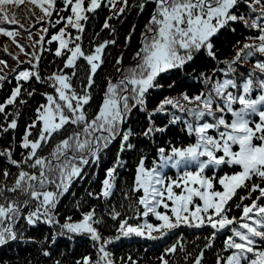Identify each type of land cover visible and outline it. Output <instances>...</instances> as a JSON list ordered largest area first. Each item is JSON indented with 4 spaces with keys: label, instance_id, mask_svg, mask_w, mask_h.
<instances>
[{
    "label": "snow or ice",
    "instance_id": "6c2138e0",
    "mask_svg": "<svg viewBox=\"0 0 264 264\" xmlns=\"http://www.w3.org/2000/svg\"><path fill=\"white\" fill-rule=\"evenodd\" d=\"M24 2L0 0V35L10 38L22 53L30 57L27 62L18 61L19 65H31L30 68L12 70L16 86L0 102V117L6 121L0 123V134L18 127L19 112L9 113L8 106L24 105L27 101L23 96L36 94V89L28 90L26 84L30 85L35 80L52 87L54 93H41L46 102L36 108L35 118L25 127L19 143V147L25 150L21 159L14 158L13 147L0 149V159H6L9 165L18 169L14 176L8 167L0 170V248L13 242L39 243L42 255L51 258L52 251L45 245L55 246L61 239L72 243L77 237H86L97 255L95 258L82 256L75 264H116L107 246L119 241H157L181 227H210L214 230L212 238L217 233L230 232L224 240V251L231 250V254L226 257L218 255L216 264H264V0H139L136 7L141 13L148 3L155 7L141 34V46L133 57L134 65L117 68L120 78L116 82L107 81L98 111L91 116L87 106L93 98L94 76L104 62V50L109 44H115V40H105L91 51L84 50L82 34L86 31L85 23L90 19L86 13H95L102 6L115 9L119 4V9L103 24V29L114 32L109 21L123 15L132 5L129 0H107L106 4L103 0H87V6L85 0H62L63 7L58 8L57 0H27L43 13L37 23L48 18L49 27L42 28V33L47 34L49 28L64 23V27L46 41L48 44L57 42L56 57L66 56L63 69L44 77L39 70L41 56L36 52H25L15 39L19 31L4 26L16 24V15L9 16L7 6L19 7ZM242 4L246 5L247 13L239 11ZM69 8L71 14L65 17L62 13ZM53 13L58 14L54 22L51 20ZM240 24L254 30L257 35L248 36L246 39L251 42L242 46L237 41L233 45L235 55L230 60L219 61L224 67H217L211 75L198 73L205 86L202 92L195 96L186 92L175 97L166 96L154 109H147V98L152 90L176 86L171 74L185 70L202 54L206 59L218 60V42L222 44V36L226 38L228 33L234 34V25ZM69 29L76 30L77 34L73 37ZM134 32L135 25L126 41L131 40ZM43 42L45 35H41L33 47ZM4 51L7 52V47ZM80 58L89 67L85 83L77 90L73 77L77 75ZM13 59L18 60V57L13 56ZM253 59L250 69L240 71ZM122 60V56L117 58L116 64L121 65ZM0 65L7 66V62L0 59ZM64 69H71V74ZM218 73L224 78H217ZM7 79L0 74V82ZM254 92L257 93L255 98L252 96ZM167 106L175 111H169ZM133 109L147 114L148 126L139 134L123 127ZM162 113L169 116V124L182 121L187 134L194 135L195 143L185 148L172 147L171 154H166L165 148H159L161 163L158 167L148 168L146 158H140L133 185L123 193L124 198L130 200L132 195L142 192L129 205L133 214L125 218L115 208L108 212L118 224L116 235H103L101 227L105 226V221L97 216L95 208L81 211L79 220L66 216L61 223L58 204L77 178L84 179L85 166L90 163L98 165L100 154L120 138L116 158L105 170L100 192H88V196L96 199L110 198L116 188L117 171L124 166L122 153L135 148L131 138L165 132L168 125L159 127L153 119ZM226 113L231 114L230 121L226 119ZM69 127L71 132L55 145L49 156H41L39 150L54 135L67 132ZM33 130H36L35 134ZM210 130H214L215 135L209 134ZM191 164L195 168L188 170ZM224 166H238L240 171L220 175ZM166 167L180 168L181 172L175 178L168 177L163 171ZM209 171L212 175L207 174ZM10 177L11 184L8 183ZM254 177L260 182H254ZM217 183L222 191L216 187ZM240 190H245L246 194L240 195ZM254 193H258L255 198ZM236 197L240 203L234 206L241 209V215L230 217L233 207L230 202ZM245 200H251V203L244 204ZM77 209H80L79 204ZM140 217H155L158 223H150L149 219L141 223ZM21 221L23 227L20 226ZM41 225L55 231L40 241L25 235L28 229ZM211 246V242L205 245L206 248ZM177 251H183L179 242L167 247L159 258L160 264H171L166 257ZM189 255L185 252V261ZM203 256L204 251H200L191 264H203ZM53 264L63 262L54 260ZM120 264H138V261L128 256L121 258Z\"/></svg>",
    "mask_w": 264,
    "mask_h": 264
},
{
    "label": "trees",
    "instance_id": "16d2710c",
    "mask_svg": "<svg viewBox=\"0 0 264 264\" xmlns=\"http://www.w3.org/2000/svg\"><path fill=\"white\" fill-rule=\"evenodd\" d=\"M103 2L106 4L107 0H103ZM129 3L132 7H130L123 15L114 17L109 21L112 28L115 30L114 32L110 29H103V24L108 17L113 15V12L119 9V4H117L115 9L102 6L95 13H86L89 15L90 19L85 23L86 31L82 34L81 43L84 50L91 51L97 44L102 43L105 40H115V44H109L104 50V62L94 76L95 84L91 89L93 98L90 101V105L87 106L90 116L94 115L96 111H98V106L103 100L107 81L112 80L113 82H116L120 78L121 73L117 72V68H127L134 65L133 57L141 46V34L144 32L145 25L147 24L155 7L153 3H148L145 10L141 13L136 7L139 0H129ZM57 7H63L62 0H57ZM7 11L9 16L15 13L16 24H5L4 26L10 30L19 31L20 34L17 35L15 39L24 47L25 52H36L37 55L41 56V60L39 62L40 74L46 77L59 69H63V61L66 59V56L56 57L54 53L56 47L58 46L57 42H53L52 44H48L46 42L51 38L52 34H55L61 27L64 26V24H62L63 22L55 28H49V32L44 34L42 33V28L49 27V24L46 22L48 18H44L40 23H37V20L43 17V13L39 8L34 7L33 4L27 2V0H25L24 3H21L19 7L15 5H8ZM239 11L247 13L248 9L246 5L242 4ZM69 13L70 8L62 14L67 17ZM57 18L58 14L53 13L51 20L54 22ZM133 25H135V32L133 33L131 40L126 41V37ZM234 27L236 29L234 34L228 33L226 38H223L222 36V44L218 42V60L213 61L206 59L202 54L194 64H190L185 70H178L171 74V79L176 81V86L172 89L165 87L163 90H152L147 98V109L149 111L154 109L166 96L175 97L182 92H186L190 96H195L202 92L205 86L198 78V73L205 72L206 74L211 75L217 67H224V65L220 64L219 61H223L225 59L230 60L235 55V48L233 45H235L237 41H239L242 46L245 42H251L246 39L248 36L257 35L254 30L246 29L242 24L234 25ZM69 31L73 37L77 34L74 29H69ZM29 33H31V39L29 38ZM41 35H45V42H43L42 45H36L33 47L35 41L39 40ZM5 47H7V52L4 51ZM41 48L43 49L42 51L40 50ZM13 56L18 57V60H14ZM121 56L123 57L122 64L117 65L116 60ZM0 59L7 62V66L0 65V69H2L0 74L8 77L6 81L0 82V84H2V87H0V102H3L10 95L11 90L16 86V80L14 78L15 73L12 70L17 67L30 68L31 65L28 63L23 65L18 64V61H29L30 57L22 53L20 49L17 48L16 44L12 43L10 38L3 35H0ZM253 63L254 59L245 64L240 71L250 69ZM77 64V75L73 77V84L74 87L79 90L85 83V76L89 66L82 58L78 59ZM64 71L69 75L72 72L71 69H64ZM217 78H224L223 74L218 73ZM25 87L28 88V90L35 88L36 94L32 97H28L26 95L23 96V99L27 101L24 105H17L16 107L8 106L7 111L9 113H14L16 111L19 112L18 127L16 130H9L8 133L0 134V149L13 147L14 158L17 160L21 159V154L25 152L24 149L19 147L25 127L35 118L36 108L40 104L46 102L41 93H54V89L52 87L39 84L35 80H33L30 85L26 84ZM256 94L257 93L255 92L252 94L253 98H255ZM188 106L194 107V105ZM167 107L169 111H175L171 109L170 106ZM234 107L238 108L239 105H234ZM177 114L182 115L179 112H177ZM146 115V112L133 109L128 121L123 127L131 128L135 133L139 134L148 126ZM225 116L227 120H231V114L226 113ZM153 119L159 127L168 125L166 131L163 133H156L148 137L136 135L131 138V142L135 145V148L134 150L122 153L124 166L119 168L117 171L118 179L114 194L107 200L103 198L96 199L88 196L89 191L95 193L100 192L102 181L105 178V170L112 166L116 158L120 138H117L108 149L104 150L100 154L101 159L98 165L90 163L85 166L84 179L81 180L77 178L71 185L69 193L61 198L58 204L61 223H63L64 217L66 216H72L74 220H79L81 218V211L87 212L90 209L95 208L97 216L102 217L105 221V226L101 227L103 235L106 237H114L116 235V228L118 227V224L116 221L111 219L108 212L115 208L120 211L121 215L125 218L133 214L129 205L133 203L138 196L142 194V192L132 195L130 200H126L123 193L128 192L133 185L136 167L140 158H146V167H158L161 163L158 154L159 148L163 147L165 148L166 154H171L172 147L185 148L190 144L195 143L194 135L189 136L187 134L182 121L177 122L176 124H169V116L166 113L157 114L153 117ZM0 123H6V121L0 117ZM71 130L72 128L69 127L67 132L54 135L50 142L39 150L40 155L48 157L55 145L63 139L68 132H71ZM33 132L35 134L36 130H33ZM209 134L215 135L214 130H210ZM13 137H15V140H13ZM4 167H8L13 173V176L18 172V169L15 166L9 165L6 159H0V170ZM194 168V164L188 166V170H193ZM163 171L168 177L175 178L177 177V174L181 172V169L166 167ZM237 171H240L238 166L233 168L224 166L220 170L219 174H232ZM207 174L212 175V172L209 171ZM253 181L256 183L260 182L259 178L255 177L253 178ZM11 182L12 178L10 177L8 183L11 184ZM216 187L219 190H222L218 183L216 184ZM245 194V190H240V195ZM256 195H258V193H254L253 198H255ZM230 203L233 204V207L229 216L239 217L241 215V209L234 206L235 203H240L238 197L234 198V200ZM243 203L250 204L251 200H245ZM77 204L80 205L79 210L77 209ZM160 211L164 210L160 209ZM144 219H149L150 223H158L155 220V217L139 218L141 223ZM20 226H24L22 221ZM53 231H55V229H50L46 225H41L36 229H28L25 232V235L34 237L37 241H40L44 238V236H50ZM213 231L214 230L210 227L202 229H189L181 227L162 240H122L107 247L112 253L113 258L116 260V264H120L121 258L126 259L128 256H131L133 259L138 261V264H160L159 258L164 255L165 249L179 242L183 251H177L176 253L166 257L171 261V264H191V261L200 253V251H204L203 264H216L218 255L226 257L231 254V250L224 251V240L230 232H220L217 233L215 238H212L211 233ZM209 242H211L212 246L210 248H206L205 245ZM45 246L51 249V258L44 257L42 255L41 245L39 243L24 244L13 242L9 246L0 248V262H7V264H53L54 260H62L63 264H75V261L82 256L91 255L95 258L97 255L90 240L86 237H77L72 243H68L61 239L58 240L55 246L50 244ZM185 252L190 254L187 261H185L184 258Z\"/></svg>",
    "mask_w": 264,
    "mask_h": 264
},
{
    "label": "rangeland",
    "instance_id": "374dc122",
    "mask_svg": "<svg viewBox=\"0 0 264 264\" xmlns=\"http://www.w3.org/2000/svg\"><path fill=\"white\" fill-rule=\"evenodd\" d=\"M85 6H87V0H86V2H85ZM70 14H71V12L69 13V15H70ZM62 24H64V23H62ZM63 27H64V26H63ZM222 190H223V189H222ZM222 190H221V191H222Z\"/></svg>",
    "mask_w": 264,
    "mask_h": 264
}]
</instances>
